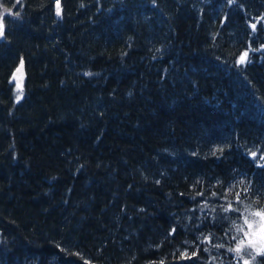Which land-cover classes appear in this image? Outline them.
<instances>
[{
  "label": "trees",
  "instance_id": "1",
  "mask_svg": "<svg viewBox=\"0 0 264 264\" xmlns=\"http://www.w3.org/2000/svg\"><path fill=\"white\" fill-rule=\"evenodd\" d=\"M60 10L0 0V264H264V0Z\"/></svg>",
  "mask_w": 264,
  "mask_h": 264
},
{
  "label": "snow or ice",
  "instance_id": "2",
  "mask_svg": "<svg viewBox=\"0 0 264 264\" xmlns=\"http://www.w3.org/2000/svg\"><path fill=\"white\" fill-rule=\"evenodd\" d=\"M17 2L19 3V0H17ZM56 3H57V13L56 14L59 16L61 14V10H60V0H56ZM4 12L11 14V10L10 9H7V8L4 9ZM16 15H18V13ZM4 27L5 26H4V23H3V19L0 18V37H3V35H4ZM255 27H256V25L253 24L252 25V28L254 30H255ZM247 55H248L247 52H245L244 54H242V56L240 57V63H244L245 62V60L247 58ZM22 64H23V61H21V65ZM17 71H20V69L18 68ZM15 79H16V77L14 75L13 76V80H15ZM17 88L19 89V85H17ZM19 98L20 97L18 96L17 99H19ZM252 155L255 156L256 153H252ZM226 211H227V209H226ZM253 215L259 216L261 218V222H260L258 231H259L260 239L262 241H264V209H261V210H259L257 212H254ZM245 223H249L248 220H247V218L245 219ZM249 227L251 228L252 225L249 224ZM246 235H247V233H246ZM240 243H243V241H241ZM249 243H252V241H249ZM235 250L237 251V253H239L240 248L237 247Z\"/></svg>",
  "mask_w": 264,
  "mask_h": 264
},
{
  "label": "rangeland",
  "instance_id": "3",
  "mask_svg": "<svg viewBox=\"0 0 264 264\" xmlns=\"http://www.w3.org/2000/svg\"><path fill=\"white\" fill-rule=\"evenodd\" d=\"M244 54V53H243ZM258 223L256 225L252 224V227L248 228V231L246 232V244L253 247L254 249L261 250L264 247V241L260 239L259 236V225L261 222V218L258 217ZM249 241H252V243H249Z\"/></svg>",
  "mask_w": 264,
  "mask_h": 264
},
{
  "label": "water",
  "instance_id": "4",
  "mask_svg": "<svg viewBox=\"0 0 264 264\" xmlns=\"http://www.w3.org/2000/svg\"><path fill=\"white\" fill-rule=\"evenodd\" d=\"M53 1H56V0H53ZM18 68L20 69V71H17V70L15 71L14 75H15L16 79L13 80V77H12L11 83H17L20 87H22V84H23V81L25 78L23 64L22 65L20 64V66Z\"/></svg>",
  "mask_w": 264,
  "mask_h": 264
},
{
  "label": "bare ground",
  "instance_id": "5",
  "mask_svg": "<svg viewBox=\"0 0 264 264\" xmlns=\"http://www.w3.org/2000/svg\"><path fill=\"white\" fill-rule=\"evenodd\" d=\"M18 69V68H17Z\"/></svg>",
  "mask_w": 264,
  "mask_h": 264
}]
</instances>
